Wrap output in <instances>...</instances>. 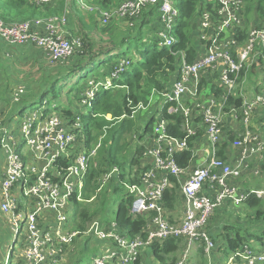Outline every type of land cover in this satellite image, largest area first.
Listing matches in <instances>:
<instances>
[{
  "label": "built area",
  "instance_id": "built-area-1",
  "mask_svg": "<svg viewBox=\"0 0 264 264\" xmlns=\"http://www.w3.org/2000/svg\"><path fill=\"white\" fill-rule=\"evenodd\" d=\"M41 2L55 5L58 0ZM79 3L95 13L101 24L120 17L133 25L132 20L139 18L145 9L157 6L162 23L157 32L160 48H172L178 41L175 32L182 10L175 0H123L117 7L107 9L83 0ZM245 9V0H203L197 7L193 41L188 43L187 50L174 53L178 62L171 86L162 91L154 89L148 102L135 105L129 99L131 112L125 117L130 118L146 106L158 108L157 97L164 101L150 112H156L157 117H151L155 118L153 128L143 144V135L140 137L143 147L140 163L132 167L129 182L121 180L133 197L130 214L134 218L146 216L147 220L143 230L134 235L122 231L114 220L97 219L84 231L71 229L67 213L77 202L85 200L90 162L102 147L103 136L88 146L80 117L71 122L58 112L41 107L32 117H25L21 132L26 144L19 145L0 118V149L6 157L3 171L0 169V216L7 220L13 246L21 245L18 257L25 264H65L73 252L71 244L78 236H94L98 240L92 264H142L144 253L150 260L148 264H154L152 246L163 245L168 239L182 243L175 262L165 264H195L200 248L207 264L264 262V254L252 253L249 246L242 252H233L226 263L213 261L215 243L208 231L216 207L228 201L235 206L245 202L248 191L234 181L249 171L252 157L264 158V132L252 125L259 115L264 118V21L253 23L246 31ZM66 22V13L13 24L0 19V37L13 45L31 43L44 50L52 61H62L81 44L79 39L70 40L61 32ZM192 47L195 48L193 60L189 59ZM132 63L133 60L125 58L115 64L112 77L90 86L83 103L91 106L98 90L112 87L113 79ZM249 67L250 71L254 68L253 72L259 73L253 97H250L249 76L245 80ZM236 98L242 100L240 107L234 102ZM15 100H19L18 94ZM165 107L169 116H180L182 137L171 133L174 120L164 116ZM231 120L241 124L240 130L225 128ZM231 131L237 134L234 140H229ZM225 141L230 143L225 157H220ZM196 144L200 150L194 153ZM188 151L192 154L189 164L179 165L175 154ZM230 152L234 153L233 157L227 155ZM71 157L68 165L59 162ZM195 158L199 159V165L194 164ZM259 173L257 166L254 174ZM116 174H120L118 167L104 173L97 192ZM172 176L175 181L171 180ZM176 184L182 200L179 206L182 216L177 221L170 218L164 204V191ZM251 193L263 197L264 189Z\"/></svg>",
  "mask_w": 264,
  "mask_h": 264
},
{
  "label": "trees",
  "instance_id": "trees-1",
  "mask_svg": "<svg viewBox=\"0 0 264 264\" xmlns=\"http://www.w3.org/2000/svg\"><path fill=\"white\" fill-rule=\"evenodd\" d=\"M93 1L101 8L107 9L118 6L116 0ZM202 1L181 0L182 18L176 30L178 41L172 48H160L157 32L162 28V23L160 22L157 6L145 9L139 18L132 20V26L128 25L126 28L118 26L112 31L108 30L111 33L108 37L109 40L105 41L108 46H104V42L90 38L91 34L85 31L86 26L80 27V29H72V25L70 24L72 22L71 19H73V16L77 19V16L79 17L80 14L77 0H73L71 11L68 9V24L63 27L61 26V32L70 40L79 39L81 44L76 46L70 57L59 61L60 64L56 69V75L43 91L45 93L60 86L59 95L63 96V92H65L64 98L66 97V99L63 98V103L57 105L54 111L71 120V122L77 117L81 118L83 123L82 130L86 136L88 146H91L100 137L104 136L105 128H107L106 132L111 128L113 130V132L111 130L109 132L111 141L109 138L103 142L97 156L90 162L85 182V200L76 203V227L78 230H87L89 225L97 219L109 221L108 219H111L112 216L115 217L114 221L118 223L122 231L131 235L140 232L145 227L147 222L146 216L134 218L130 214L133 201L132 196L127 195L125 199H122L116 211L113 208L116 192L123 187L121 180H125L126 167L132 169L134 165H138L143 150L138 141L135 150L130 151L129 154H121L119 148H122L120 142L124 134L122 129L115 131L114 126L128 119L126 117L123 119L122 117L129 115L131 112L129 99L135 105L140 102H148L154 89L162 91L171 86V82L176 75L174 73L178 62V57L174 53L184 49L187 50L189 48L188 43L193 41L196 35L193 24L197 19V7ZM65 4L66 0H60L55 5H45L41 0H0V19L6 24H13L40 17L62 16L65 8H67ZM83 9L86 10L85 8ZM86 11L89 13L88 10ZM245 11L248 17H252L254 23L261 24L264 21V0H246ZM127 22L129 23V21ZM67 28L68 33L65 32ZM105 28V26L102 27V30H105ZM134 29L137 30L134 32ZM97 41L100 43L99 46H97ZM194 49L192 47L189 50V59L191 60L195 57ZM119 52L122 53L118 55L117 53ZM120 57L130 59H137L139 57L140 59H137L132 67L122 76L114 80V85L118 87L98 92L91 105L92 110L88 115L83 114L81 107L86 97L85 93L90 88L88 86L90 85L89 79L95 77L92 81L96 84L99 82L98 80L110 76L114 65L119 61ZM82 79H84L83 83H81ZM73 92L74 99L72 100L70 99V95ZM234 102L237 107H240L242 100L241 98H236ZM166 109L167 107L164 109V116L174 120L171 123V133L182 137L183 130L180 116H169ZM108 115H111V120L106 118ZM154 120L155 118H150L144 128L145 133L151 132ZM136 130L138 129L132 130L131 133H134ZM228 134L229 140H234L237 136L232 131L228 132ZM138 137L140 139L142 135ZM229 143L225 141L221 146L220 153L218 154L220 157H225V149ZM191 155L190 151L177 153L175 154V158L179 165L187 166ZM72 159V157L70 159L65 158L59 162L63 165H68ZM114 167L120 169V174L113 176L110 182L100 192H97L101 176L104 173L110 172ZM171 180L175 181V177L172 176ZM247 191L249 194L243 203L247 208L245 220L241 218L239 213L236 216L239 224L233 225L231 224L232 217H230L232 214L225 218L223 217L224 213L219 209L214 216L210 217L208 231L215 243L213 254L214 252L217 253L219 249L242 252L245 246H249L252 253L256 255L264 254V225L259 226L261 222H264V198L258 197L256 194L251 193L250 190ZM181 201L178 184L171 188L168 187L164 191V204L169 210H175L180 206ZM223 218L224 223L221 221ZM218 225H220V230H218L219 227L217 228ZM251 237H255L258 240V245L249 244ZM1 238L6 241L5 236H1ZM181 243L182 240L168 239L163 245H153L152 253L160 258L164 264L167 261L173 263L177 259L176 255L180 250ZM15 247H17L16 257L18 258L16 264H25L18 257V249L21 245L16 244ZM9 253L11 254V252ZM137 262H139V259ZM245 263L247 264L246 261H241V264ZM195 264H207V258L202 248L198 251ZM261 264H264V262Z\"/></svg>",
  "mask_w": 264,
  "mask_h": 264
},
{
  "label": "rangeland",
  "instance_id": "rangeland-1",
  "mask_svg": "<svg viewBox=\"0 0 264 264\" xmlns=\"http://www.w3.org/2000/svg\"><path fill=\"white\" fill-rule=\"evenodd\" d=\"M68 2H69V0H68ZM72 2H70V5H69L70 9H71ZM83 2H85L86 4H91V3H89L90 2L89 0H83ZM77 3H78L77 6L80 8L81 17L83 18V20H85V19L88 20V16L90 13H88L86 10L83 9V7L79 3V0H77ZM175 4L177 5V7L179 9H181V0H175ZM245 6H246V0H245ZM98 20H99V18H98ZM126 23H128V22L125 18H120V17L114 18V19L110 20L108 23L103 24V26L106 27L105 30L98 29V31L95 34V37H97V33H98L97 39L100 42H104V44H103L104 46H108L107 42H105V41L109 40L108 37L111 34V33H109L108 30L112 31L118 26L122 27V28H124V27L126 28L128 25H130V23H128V24H126ZM253 23H254V20H252V17L251 18L248 17L246 14V11H245L244 12V29L246 31H248L250 29L251 25H253ZM114 24H115V27H114ZM79 29H80V27H79ZM93 30L96 31L97 29H93ZM136 30L137 29H134V32ZM90 38H93L95 40V38L92 36ZM99 45H100V43L97 41V46H99ZM121 53L122 52H119L118 55H120ZM124 59H125V57H120V60L124 61ZM137 59H140V58L138 57ZM135 61L136 60H134V62ZM132 65L133 64H130L128 66L127 70H129L132 67ZM121 66H122V64H121ZM253 70H254V68L250 71V67H249L248 74L245 78V80H246L249 76V80H250L249 84L253 88L250 92V97H253L255 95L254 86L256 83H258V80H259V73H254ZM84 79H82L81 83L84 82ZM91 81L92 80H90V85H88V83H87L88 86L94 85V83ZM59 88H60V86H57L56 89L49 90L45 93L42 89L40 93L32 96L30 98V100H27L28 103L21 109V112L18 114L17 117H14L10 120V121H12L11 123H10V121H8V123H6V127L8 128V130L11 133L14 134V136L16 137V141L19 143V145H25L26 144L25 136L21 132V127H22V124H23L25 117H32L34 112L37 110H40L41 107H46L49 111H54L55 107L57 105H61L63 103L62 99L65 96V92H63V96H60L59 95V93H60ZM64 99H66V97ZM70 99H72V100L74 99V92L70 95ZM156 100L160 102V105L158 106V108H159L164 103V101L160 96L157 97ZM81 108H82L83 114H85V115H88L89 112L92 110L91 106L87 107L83 102H82ZM155 108H157V106H146L145 108H142L141 110H139L134 117H132V118L126 117V118H128L127 120H123L120 123H118L116 126H114L115 131L122 129L123 134H124L122 136V139L120 142V144L122 145V148H119V151L121 154H129L130 151L135 150L136 146L138 145L137 141L140 140L138 136L143 135V139L141 140L142 144H143V142L146 141V139L150 135V133L148 132V133L144 134V128L152 116L157 117L156 112L150 114L151 110L155 111ZM106 118L108 120H111L112 117H111V115H108V116H106ZM122 118L124 119L125 115ZM134 126H135V128H134ZM133 128L138 129V130H136L134 133H131V131L134 130ZM110 130L106 132V130L104 129L105 134L101 140L102 143L110 138L109 132H111V131L113 132V130H111V131ZM110 141H111V138H110ZM13 148H15L14 145H13ZM199 150H200V146L198 144L193 146L194 153L199 152ZM20 151L24 156V151L23 150H20ZM4 153L5 152L3 150H0V167H2V165L5 164V154ZM25 160L27 161L26 158H25ZM194 164L199 165L200 164L199 159L195 158ZM130 172H131V168L126 167V169H125V181L126 182L130 181L129 180ZM255 178L256 177H254V175L248 174V175L244 176L242 179H248V180L251 179V182H254L253 184H256L257 180H255ZM262 185H263L262 189H264V182L262 183ZM127 195H129V192L124 186L121 189L117 190L116 195H115V204L113 206L115 211L118 209V205L121 202V200L125 199L127 197ZM239 208H241V211L238 210V214L240 213L241 218L243 220H245L246 214H247V208L244 204L241 205V207H239ZM231 211H233V210H229V212L232 213L231 216H230L229 212H223L224 213L223 217L227 218L230 216V217H232L231 224H233V225L239 224L238 223L239 221L236 220L237 215H235V213L233 214V212H231ZM217 212H218V209H216L215 214ZM67 216L69 218L71 229L76 230L77 229L76 223H75L76 217H77V206L76 205H74L72 211L67 213ZM181 216H182V213H180V211H179L176 220H179L181 218ZM114 218L115 217L112 216L111 219H108V220L109 221L115 220ZM223 220H224V218L221 220L224 223ZM3 222H4V224H3ZM261 225H264V222H261L259 224V226H261ZM219 226L220 225H218L217 228ZM5 228H6V230H5ZM218 230H220V227ZM127 231H129V229H127ZM258 231H259V229H258ZM1 236H5L6 241L3 240L1 238ZM249 244L258 245V240L255 237H251L249 239ZM71 245H72L71 248H73V252L71 254H69L70 257L67 258L68 261L66 260L67 262L65 261L66 262L65 264H92L93 259L97 255V251H98V240L94 236H78L75 238V241ZM6 251H7V253H5ZM9 252H11V254ZM16 252H17V247H15V245L13 247V236H12V232L9 229V225L7 223V220L4 217H1L0 218V264H16V262L18 260V258L16 257ZM217 254L219 255V257L221 259L220 262L226 263L227 260L229 259V257H231L233 255V252L231 250L224 251V250L219 249V250H217ZM147 258L148 257L144 253L142 256V259H141L142 264H148V262L150 260H148ZM151 261L154 264H164V263H162L161 259L155 255L152 256Z\"/></svg>",
  "mask_w": 264,
  "mask_h": 264
},
{
  "label": "crops",
  "instance_id": "crops-1",
  "mask_svg": "<svg viewBox=\"0 0 264 264\" xmlns=\"http://www.w3.org/2000/svg\"><path fill=\"white\" fill-rule=\"evenodd\" d=\"M72 1L73 0H69L68 2V0H66L65 5H67V8H65L62 14L66 13L67 22L65 24H62V27L68 24V20H69L68 9L69 11H71L69 5L70 2ZM89 1H90L89 3L91 4H96L93 0H89ZM116 1L119 4L123 0H116ZM72 4H71V8H72ZM89 13L90 14L88 16V20L86 19L83 20V18L80 17L79 14V17L77 16V19H75V17L73 16V19H71L72 22L70 24L72 25L73 30H75V28L86 26L85 31L91 34V36L94 37L96 40H98L97 39L98 33H97V37H95V34L98 31V29H102V27L104 26L99 22L98 17L95 13L90 11ZM93 29H97V30L95 31ZM62 30L64 31L63 28ZM65 32L68 33V28L65 30ZM59 64H60L59 61H55V62L52 61L50 56L44 50L34 46L31 43L13 45L7 43L0 37V118L5 126L6 123H8V121L18 116V114L21 112V109L28 103L27 100H30V98L33 95L40 93L42 89L44 90L46 86H48L51 83L53 77L56 75V69ZM92 79H95V77H92L89 80ZM252 89H253L252 86H250L249 88L250 92ZM20 90H23V92L20 93ZM17 94L19 97L18 101L15 100ZM11 122L12 121H10V123ZM252 125L255 129L261 128L264 132L263 115H259L258 117H256ZM240 127L241 124L239 122H233L231 120L228 122V125L225 128L230 130H235V129L240 130ZM138 143L140 144V141ZM227 155H231L233 157L234 153L231 154L230 152ZM5 161H6V157H5ZM257 166L260 167L259 175L254 174V169ZM263 166H264V158L259 160L256 157H252L250 160L249 171L246 172L244 176L248 174L254 175V177H256L255 180H257V183L253 184L254 182H251V179L250 180L242 179L244 176H242L238 180H235L234 183L236 184L238 182L240 184L239 186L244 191L262 189L263 186L262 183L264 182ZM3 168L4 165L0 167L1 171H3ZM261 198H264V196ZM181 204L182 202H180V206ZM241 205H243V203ZM241 205L236 207L235 205L230 203V201H228L227 203H224L223 205L216 207V209H219L222 212H229V210H233L231 212L237 215L238 214L237 210H241V208H239L241 207ZM169 211H170V218L172 220H175L177 218L179 211L180 213H182L181 207L179 206L175 210L173 211L169 210ZM214 214L212 216H214ZM229 214L231 215L232 213L229 212ZM212 260L213 261L215 260L216 262L221 261L219 255L216 252H214V254L212 255Z\"/></svg>",
  "mask_w": 264,
  "mask_h": 264
},
{
  "label": "clouds",
  "instance_id": "clouds-1",
  "mask_svg": "<svg viewBox=\"0 0 264 264\" xmlns=\"http://www.w3.org/2000/svg\"><path fill=\"white\" fill-rule=\"evenodd\" d=\"M182 10V9H181ZM178 27V26H177ZM177 30V29H176ZM176 33V32H175ZM118 54V53H117ZM126 59H130V58H127V57H125ZM131 60H133V63L132 64H134L136 61H137V59L135 58V59H131ZM134 60H136L135 62H134ZM119 61H120V59H119ZM119 61L116 63V64H118L119 63ZM126 71H128V70H126ZM125 71V72H126ZM125 72H123V73H121L117 78H114L113 79V81H112V87H110V88H100L99 90H98V92H100L101 90H108V89H111V88H115V87H118V86H115L114 85V80L115 79H118L120 76H122ZM112 74V73H111ZM110 77H112V75H110V76H107L106 78H104V79H100V80H98L99 82H105L106 80H107V78H110ZM92 82V81H91ZM94 85H95V83H94ZM93 85V86H94ZM98 92H97V94H98ZM96 94V95H97Z\"/></svg>",
  "mask_w": 264,
  "mask_h": 264
},
{
  "label": "water",
  "instance_id": "water-1",
  "mask_svg": "<svg viewBox=\"0 0 264 264\" xmlns=\"http://www.w3.org/2000/svg\"><path fill=\"white\" fill-rule=\"evenodd\" d=\"M196 26H197V23H194V24H193V29H194V30L196 29Z\"/></svg>",
  "mask_w": 264,
  "mask_h": 264
}]
</instances>
